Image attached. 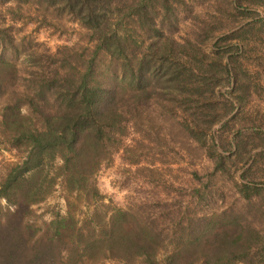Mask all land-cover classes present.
I'll use <instances>...</instances> for the list:
<instances>
[{"label": "trees", "instance_id": "obj_1", "mask_svg": "<svg viewBox=\"0 0 264 264\" xmlns=\"http://www.w3.org/2000/svg\"><path fill=\"white\" fill-rule=\"evenodd\" d=\"M210 1L216 14L182 33L198 0H0V147L19 156L0 175V264H264V116L242 114L264 102V0ZM19 23H74L86 43L51 51ZM155 115L213 162L193 172L207 179L195 202H106L97 172L119 152L142 163ZM231 168L240 204L203 212ZM58 185L82 217L36 226L32 206Z\"/></svg>", "mask_w": 264, "mask_h": 264}, {"label": "rangeland", "instance_id": "obj_2", "mask_svg": "<svg viewBox=\"0 0 264 264\" xmlns=\"http://www.w3.org/2000/svg\"><path fill=\"white\" fill-rule=\"evenodd\" d=\"M198 2L202 5L200 9L196 4L192 10L190 7L188 8L191 12L185 11L182 15L184 18L181 22L182 33L190 32L194 26L202 25L203 19H211L210 14L215 13L213 11L214 5L210 0H198ZM198 10L201 12L200 17H194ZM222 23V26H227L225 22L222 21ZM17 26L22 28L23 33L31 34L37 42L51 51H55L62 45L80 47L86 43L84 32L74 23H64L63 26H58L56 30L51 27H39L34 23L24 25L19 23ZM262 69L264 74L263 66ZM226 89L228 88H224L223 91ZM257 110H260L259 114L264 116V102L254 99L242 114L253 115L257 113ZM155 118L161 123V132H159L158 140L153 139L151 143L145 142L147 147L144 150L145 155L142 157V163L133 166L127 164L122 153L119 152L113 156L110 165L103 166L97 172V185L100 192L105 196L106 202L110 199L122 208L129 207L139 200L148 202L153 199H183L195 202V198L190 196L192 189L199 186V182L204 183L207 179L197 181L194 179L193 172L196 171L199 176L204 177L212 170L213 162L207 157L203 148H200L187 136H183L178 128L169 126L173 122L172 119L164 115H155ZM236 128H238L237 125ZM246 128L248 127L246 126ZM143 129L146 130L145 127ZM232 135L233 133L230 131L224 134L227 138H232ZM213 138L219 147L217 134L214 133ZM18 159L19 156L14 151L0 147V175L5 173L6 165L9 162L18 161ZM149 164L155 169V173L149 174L147 171L141 170L142 167ZM234 169H230L229 176H217L214 179V189H217V192L214 193L215 199H203L197 204L203 212L211 213L224 206L240 204L234 185V180L237 179L236 176L239 173ZM219 194H222L223 197H220ZM196 200L198 202L200 198ZM69 201H74V197L68 196L63 187L58 185L53 194L46 200L32 206L30 222L36 226H41L44 222L50 221L56 213L65 214L69 209L74 213L75 218L82 217L81 211L84 209L82 203L70 207ZM2 204L4 205V202ZM99 264L120 263L106 261Z\"/></svg>", "mask_w": 264, "mask_h": 264}]
</instances>
